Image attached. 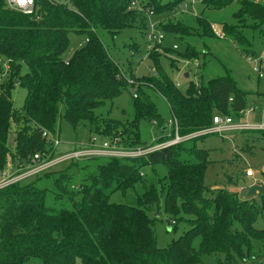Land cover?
I'll list each match as a JSON object with an SVG mask.
<instances>
[{"label": "trees", "instance_id": "obj_1", "mask_svg": "<svg viewBox=\"0 0 264 264\" xmlns=\"http://www.w3.org/2000/svg\"><path fill=\"white\" fill-rule=\"evenodd\" d=\"M69 1H43L41 18L36 19L8 9L0 0V57L10 60L8 82L0 83V171L11 155L24 163L36 152L45 151L51 143L43 138V131L56 135L63 118L74 128L87 123L93 135L119 139L125 147L142 145V121L165 126L149 91L158 92L167 101L180 136L211 127L216 112L241 117L247 109L249 93L240 89L231 75L210 79L206 85L191 82L183 91L154 53L150 58L158 76L139 78L132 72L135 79L129 83L98 29L116 37L132 26L138 16L131 7L134 0ZM185 1L147 0L143 6L153 14H163ZM234 1L202 3L221 9ZM234 17L263 24L264 4L239 0ZM224 26L242 53L256 52L254 42L241 28ZM163 29L184 31L170 23ZM70 32L86 34L88 41L66 59ZM260 34L264 38V28ZM190 49L187 41L180 56L188 58ZM17 81L28 90L21 109H16L12 100ZM132 88L137 94L130 100L134 116L126 123L111 117L113 105L107 114L100 113L108 101ZM13 122L23 126L11 147ZM199 137L139 157L72 160L64 170H51L1 188L0 264H77L78 259L84 264H203L207 256L216 257L217 264L248 260L264 264V227H256L259 218L264 220V194L260 193V199L242 200L222 188L207 196L210 150L198 146ZM168 139L161 137L158 143ZM160 165L167 169L162 177L156 170ZM150 166L157 179L149 182L142 173ZM116 191L127 195L129 202L111 201ZM153 208H163L171 224L176 223L173 232L179 230L177 221L189 223L190 228L167 247H160L156 218L150 215Z\"/></svg>", "mask_w": 264, "mask_h": 264}, {"label": "rangeland", "instance_id": "obj_2", "mask_svg": "<svg viewBox=\"0 0 264 264\" xmlns=\"http://www.w3.org/2000/svg\"><path fill=\"white\" fill-rule=\"evenodd\" d=\"M146 1L147 0H134L132 2L131 7L138 13L137 19L132 26L121 31L118 36L114 37L109 32L98 29L109 52L115 60L119 62L126 80L129 83L134 82L133 79L135 78L132 77V72L139 78L153 74L155 76L157 75L154 62L150 58V54L152 53H154L160 63L163 64L164 68L175 81L177 87L183 91L188 88L191 82H194L196 86L202 84L206 85L210 79L229 74L237 81L240 89L249 93L247 109H254L248 116L243 117L244 113H241V117H234L235 122L257 125L263 124L264 72L262 76H259V72L255 68L259 67V69H264L262 66V64H264V38L260 36L262 28H264V23L260 24L259 21L252 20L248 17H242L240 19L235 18L234 14L239 9V0H235L232 4L221 9L205 6L202 0H186L182 3L178 2L175 10L172 12L163 14H153V10L145 9L143 5ZM157 1L167 3L172 0ZM251 1H259L264 4V0ZM63 4H70V1L68 0L67 3ZM201 18L202 22L199 20ZM165 23L177 24L178 28L184 31L180 33L165 31L163 29ZM204 23L208 24L205 25ZM224 25H236L241 28V30L247 34V37L254 42V49L256 52L249 55L242 53L233 39L228 37ZM155 30L156 34L162 33L165 35L161 43L150 42L147 39V36L152 31L155 33ZM69 36L70 45L64 55L66 59L69 58L75 50L83 47L88 41L86 34L70 32ZM178 37H184L186 41H181ZM187 41L191 44V49L189 51L190 56L188 58H182L180 53L186 51ZM138 45L140 46V50L136 51L135 49ZM149 45L153 46L148 49ZM0 68V83H6L9 79L8 74L6 75L4 73V67L2 65H0ZM26 72H28V68L24 66L23 73ZM15 84V88L12 92V100L14 102V107L16 109H21L24 105L28 90L20 86L18 81ZM149 92L161 116L165 120V126H159L155 121H142L141 140L143 144L132 148L140 147L144 150L156 148L168 141L176 139L177 136L176 123L169 104L158 92ZM132 94L136 96V88L125 90L120 96L115 98L113 102L108 101L107 105L99 110L100 113H105L113 105L111 117L126 123L128 119L134 116L133 109L130 106ZM215 114L220 113L216 112ZM22 126V123H12L10 135L14 136L15 141ZM93 134L94 132H91L87 123H80L77 128H74L64 118L59 120L56 136L60 138L61 144L54 149L55 155L58 156L62 153L72 151L75 148H84L88 146V142ZM172 135H175L174 138H171ZM200 136L201 137L197 138L198 146L210 150L211 163L209 164L205 176L207 196L212 197L219 189L224 188L231 192H235L242 200L254 197L260 199V193H256L254 196L247 198L241 194V192L247 190L248 187L246 185L250 181L255 180V183H264V134L258 129H249L233 130L226 135L209 133ZM97 137L98 139L101 138V136L98 135ZM161 137H170V139L164 141V143H158V139ZM113 141H116V145L120 149L128 148L123 146V144L121 145L119 139H113ZM10 146H15V143ZM49 146H51V144L48 145V147ZM18 161V158L13 155L8 158V162L13 166L17 165ZM80 161L85 162V160ZM71 162L72 160L60 163L51 170H64ZM156 170L160 177L167 174V169L163 165L157 166ZM248 170H253L254 172L250 180L247 175ZM143 171L142 174L144 178L149 182L151 179H157V177L153 175L154 171L152 166ZM80 179L81 177L75 182L76 188L80 186ZM240 186L245 187L232 189ZM130 194L131 191H129L128 195ZM111 201L125 204L129 202V199L127 195H124L120 191H116L111 195ZM153 209L150 215L156 218L154 228L157 235V242L160 247H167L173 240L179 239L184 230L190 228L189 223L177 221L179 230L173 232L172 228L176 223L173 225L171 224L170 217L164 209ZM256 227H264V220L262 217L257 221ZM250 263L251 261L248 260L240 264ZM77 264L84 263L78 259ZM203 264H217V258L214 256H207L204 258Z\"/></svg>", "mask_w": 264, "mask_h": 264}, {"label": "built area", "instance_id": "obj_3", "mask_svg": "<svg viewBox=\"0 0 264 264\" xmlns=\"http://www.w3.org/2000/svg\"><path fill=\"white\" fill-rule=\"evenodd\" d=\"M7 8L19 12L24 15L33 16L36 19L41 18L40 9L42 8L43 1H48L52 3H67L68 0H4ZM165 35L156 34L152 31L147 39L150 42L161 43ZM153 45H149L148 49H150ZM176 46V45H175ZM262 62V60H261ZM0 65L4 67V73L7 75L10 71V60H3L0 57ZM264 67V64H262ZM259 72V76L263 75L264 69H259V67L255 68ZM179 85V84H178ZM137 95V94H136ZM253 108L246 109L241 113L244 116H248ZM176 123V139L168 141L167 143L160 145L156 148H150L144 150L143 148H118L116 145V141L111 140L108 137H101L98 139L97 135H92L89 140V145L86 147H78L72 151H68L62 153L58 156L55 155L54 149L61 144V140L55 134L44 130L43 138H45L48 142L51 143L50 147H47L45 151L36 152L30 158H28L24 163H18L17 165H12L8 163V165L0 171V189L4 188L8 185H11L16 182L30 180L44 172H48L52 168L56 167V165L70 161V160H81L87 157L92 156H101V157H139L148 154L153 151V149H158L164 146L174 145L191 138L205 135L209 133H216L220 135H226L228 132L233 130H249V129H264L263 124H252V123H237L235 122V118L231 115L224 114H215L213 118V125L209 128L203 129L198 132H194L192 134L186 136L179 135V126L177 121L174 119ZM87 143V144H88ZM52 151V152H49ZM248 176H253V170H248Z\"/></svg>", "mask_w": 264, "mask_h": 264}, {"label": "water", "instance_id": "obj_4", "mask_svg": "<svg viewBox=\"0 0 264 264\" xmlns=\"http://www.w3.org/2000/svg\"><path fill=\"white\" fill-rule=\"evenodd\" d=\"M186 75H188V74H186ZM14 143H15L14 136L13 135H10L9 145H13ZM256 193H262V194H264V183L257 182L255 184H253L252 186H250L249 188H247V190H245L243 192V194L247 198L248 197H251V196H254Z\"/></svg>", "mask_w": 264, "mask_h": 264}, {"label": "crops", "instance_id": "obj_5", "mask_svg": "<svg viewBox=\"0 0 264 264\" xmlns=\"http://www.w3.org/2000/svg\"><path fill=\"white\" fill-rule=\"evenodd\" d=\"M252 177L251 176H248V179L250 180ZM253 184H255V180H253V181H250V182H248V184L246 185L248 188L250 187V186H252ZM242 187H245V186H240V187H234V188H232V189H240V188H242ZM241 194H243V192H241ZM244 195V194H243ZM245 196V195H244Z\"/></svg>", "mask_w": 264, "mask_h": 264}]
</instances>
